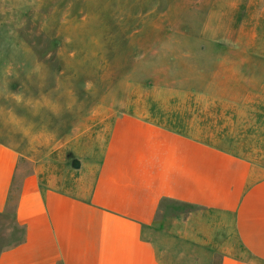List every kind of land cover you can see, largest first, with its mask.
Listing matches in <instances>:
<instances>
[{
	"label": "rangeland",
	"instance_id": "obj_1",
	"mask_svg": "<svg viewBox=\"0 0 264 264\" xmlns=\"http://www.w3.org/2000/svg\"><path fill=\"white\" fill-rule=\"evenodd\" d=\"M121 113L242 156L250 179L264 177V0H0V140L29 160L18 174L86 196ZM210 216L162 201L148 234L160 263L217 264L194 226ZM20 237L0 214V252Z\"/></svg>",
	"mask_w": 264,
	"mask_h": 264
},
{
	"label": "crops",
	"instance_id": "obj_2",
	"mask_svg": "<svg viewBox=\"0 0 264 264\" xmlns=\"http://www.w3.org/2000/svg\"><path fill=\"white\" fill-rule=\"evenodd\" d=\"M20 157L0 140V214L21 231L0 264H161L148 234L162 201L211 215L194 226L208 230L202 246L217 264L264 261V177L250 179L242 156L121 113L86 196L42 183L35 170L18 174ZM235 243L248 258L235 254Z\"/></svg>",
	"mask_w": 264,
	"mask_h": 264
},
{
	"label": "trees",
	"instance_id": "obj_3",
	"mask_svg": "<svg viewBox=\"0 0 264 264\" xmlns=\"http://www.w3.org/2000/svg\"><path fill=\"white\" fill-rule=\"evenodd\" d=\"M250 256V255H249ZM250 258L256 263V264H264V261L260 260V259H257V258H254L252 256H250Z\"/></svg>",
	"mask_w": 264,
	"mask_h": 264
},
{
	"label": "clouds",
	"instance_id": "obj_4",
	"mask_svg": "<svg viewBox=\"0 0 264 264\" xmlns=\"http://www.w3.org/2000/svg\"><path fill=\"white\" fill-rule=\"evenodd\" d=\"M85 87L87 88V87H88V85L86 84V85H85Z\"/></svg>",
	"mask_w": 264,
	"mask_h": 264
}]
</instances>
